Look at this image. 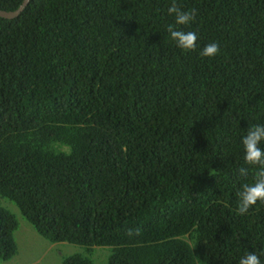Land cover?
<instances>
[{"label":"trees","instance_id":"obj_1","mask_svg":"<svg viewBox=\"0 0 264 264\" xmlns=\"http://www.w3.org/2000/svg\"><path fill=\"white\" fill-rule=\"evenodd\" d=\"M176 2L197 10L180 26L194 51L167 31L172 0H28L0 17V199L42 240L107 246L104 264H264V203L236 211L256 171L241 138L264 124V0ZM18 227L0 205V262Z\"/></svg>","mask_w":264,"mask_h":264},{"label":"clouds","instance_id":"obj_2","mask_svg":"<svg viewBox=\"0 0 264 264\" xmlns=\"http://www.w3.org/2000/svg\"><path fill=\"white\" fill-rule=\"evenodd\" d=\"M167 14L174 18V22L167 26V31L171 39L176 42V46L184 51L196 50L197 33L184 31L180 26H187L195 22L198 15L197 10L195 8L185 10L176 0H172L167 9ZM220 51L219 43L213 41L203 47L200 55L203 57H214ZM241 143L244 150V163L256 167L252 182L243 183L237 193L238 203L236 211L239 215H246L249 209L256 205L258 201L264 203V147H261V144L264 143V124L252 125L242 136ZM248 173L249 169L247 167L239 168L240 176L245 177ZM141 231L142 229L137 227L128 229L126 234L128 236H138ZM239 264H261V261L255 252H249L239 260Z\"/></svg>","mask_w":264,"mask_h":264},{"label":"rangeland","instance_id":"obj_3","mask_svg":"<svg viewBox=\"0 0 264 264\" xmlns=\"http://www.w3.org/2000/svg\"><path fill=\"white\" fill-rule=\"evenodd\" d=\"M0 205L15 213L19 225L17 231L13 232L17 244L16 254L12 259L1 261L0 264H60L62 257L73 252L83 253L93 259L95 254H100L101 251L104 252V264L103 260L109 252L107 246H92L91 253L87 254L83 246L66 242L49 243L30 229L11 202L0 199Z\"/></svg>","mask_w":264,"mask_h":264},{"label":"water","instance_id":"obj_4","mask_svg":"<svg viewBox=\"0 0 264 264\" xmlns=\"http://www.w3.org/2000/svg\"><path fill=\"white\" fill-rule=\"evenodd\" d=\"M28 0H21L20 4L14 10H1L0 9V17L3 18H13L22 10V8L27 4Z\"/></svg>","mask_w":264,"mask_h":264}]
</instances>
